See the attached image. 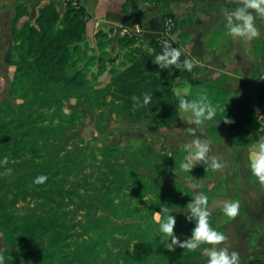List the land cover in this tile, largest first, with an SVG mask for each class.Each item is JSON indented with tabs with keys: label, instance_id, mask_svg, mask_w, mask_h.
I'll list each match as a JSON object with an SVG mask.
<instances>
[{
	"label": "trees",
	"instance_id": "1",
	"mask_svg": "<svg viewBox=\"0 0 264 264\" xmlns=\"http://www.w3.org/2000/svg\"><path fill=\"white\" fill-rule=\"evenodd\" d=\"M88 19L89 14L80 3L72 6L65 2L64 9L60 11L57 2L49 1L39 6L33 20H29L28 4L21 2L14 4V17L11 23L14 72L9 92L15 95L19 94V91H24L25 85L32 87L34 90L32 101L37 107L35 116L39 121V127L43 126L44 121L51 124L40 128L38 133L35 132L36 129L29 130L31 116L28 118L18 116L12 120L15 108L9 102H2L0 153L9 150L28 152L30 149L35 153L44 147L38 146L41 139L62 136V132H58L57 136L54 134L53 129L58 128L59 125H53L55 119L61 121L63 116L61 111L66 103L72 98H79L80 90L86 88L94 78L87 76L85 68H77L74 64L75 56L82 49L81 43L85 41ZM120 41L125 42L127 46H133L130 50L132 56L130 63L123 69L109 71V87L113 88L112 100L120 101L121 111H119L130 121L147 118L169 128L180 115L178 97L194 99V94L180 92L176 81L191 78L195 68L191 72L175 67L159 69L154 63L155 55L162 51L156 40L150 42V52L145 51L134 36H124ZM258 48L260 51L264 50L262 36L254 38L250 44L252 52ZM99 49H102L101 44ZM260 56L258 54L255 57ZM259 78L255 93L258 111L256 112L251 106V98L243 100L236 97L230 102L222 98L219 101L215 121L206 123L210 135L218 132L222 134L227 128L234 146H246L264 139V74ZM144 93L152 94L151 103L134 110L132 97L142 98ZM209 96L214 97L212 94ZM224 115L232 122L224 123L222 120ZM33 124L36 125L35 122ZM180 154L178 149L166 148L158 158L168 170L180 171L182 170ZM134 172L136 169L130 165L114 169L113 175L118 186L123 188L130 184V193H126L118 200L111 198L104 206L110 216L117 221L135 218L137 222L108 228L106 219H89L82 232L75 234V239L70 243L68 242L70 236L63 233L62 222L54 218L17 222L0 201V235L8 246L0 254L4 264H14L8 254L11 248L16 246L19 236L33 240L48 237L49 241L46 248L37 251L40 254L39 260L21 264H89L90 262L96 264V257L100 252L111 254L108 238L112 242L124 243L119 256L117 254L116 264H207V259L201 255L199 249L190 252L174 246L169 250L167 243H160L158 211L161 204L172 209V214L176 216L174 234L180 240L190 236L194 223L186 222L185 218L181 220L174 212L187 208L192 198L188 189L180 184H164L155 178L140 180ZM195 173L200 176L205 175L203 165L196 167ZM199 188L206 196H211L205 188L201 186ZM215 193H226L223 176L218 181ZM222 209L218 208L216 213L224 215ZM232 219L224 215L215 222L213 215L209 217V222L213 228L224 234L223 225ZM118 232L125 236L118 238ZM211 246L202 244L200 248ZM244 264H264V262L252 259Z\"/></svg>",
	"mask_w": 264,
	"mask_h": 264
},
{
	"label": "rangeland",
	"instance_id": "2",
	"mask_svg": "<svg viewBox=\"0 0 264 264\" xmlns=\"http://www.w3.org/2000/svg\"><path fill=\"white\" fill-rule=\"evenodd\" d=\"M7 2L8 0H0V4ZM64 6L63 0L58 4L59 10L62 11ZM30 18L32 17L29 11V20L34 19ZM8 23L7 16H0V104L6 101L15 108L12 120L18 116L21 118L31 116L29 130L36 129L35 132L38 133L40 128L51 123L44 121L43 126L39 127V121L35 116L37 107L32 101L33 88L25 85L24 91H19V94L14 95L9 92L14 72V54L11 27ZM122 31L121 38L133 36L129 30L126 33ZM86 39L81 43L82 49L75 56L74 64L77 68H85L87 76L94 78L86 88L80 90L79 98H72L66 103L61 111L63 113L61 121L55 119L53 125L59 124L57 125L59 129L54 128V134L57 136L58 132H62V136L41 139L38 146L44 147L35 153H32L31 149L28 152L9 150L0 153V159L8 158V164L0 166V201L17 222L54 218L62 222L64 235L70 236L69 243L75 239V234L82 232L89 219H106L108 228L119 224L136 223L135 218L115 220L104 206L109 199L118 200L126 193H130L131 185L127 184L120 188L113 175L114 169L122 166H133L136 169L134 173H137L140 180L155 178L164 184L185 186L192 198L198 192L205 195L199 186L209 191L211 196L207 197L211 198L215 195V189L222 176L225 184H229L231 194H236V182H238L236 172L239 163L247 168V174L253 182H262L250 169V157L253 152L258 151V142L237 148L238 150L235 151L230 142L207 138L206 131L209 128L207 124L197 128L194 137L187 132L188 128L196 127L189 124L192 116L181 110L178 119L169 128L147 118L135 122L127 119L120 112V101L112 100L113 88L109 87V71L123 69L130 63L132 56L130 50L133 46H127L124 42L120 45L114 44L116 47H104L101 52L88 53L89 46ZM255 52L258 54L259 50ZM259 79V77L249 78L248 83L245 84L236 79L234 86L241 85L242 89L246 88L251 94L254 93ZM176 82L177 89L185 93L188 85L181 80ZM34 122L36 125L33 124ZM184 122L187 128L184 127ZM194 138H199L201 142L210 145L209 156L217 160L221 165L220 168H212L210 160L207 163L195 162L190 172L183 168L180 171L168 170L160 163L158 155L166 148L180 150L182 164L192 161L189 146ZM201 165L205 174L203 176L195 173V168ZM5 168H10L11 173L7 174ZM37 171H39L38 175L35 176ZM40 175H46L47 180L43 184H36L34 180ZM174 212L184 220L186 210H174ZM213 215L215 222L220 216H224L216 212L211 213L210 216ZM238 227L247 229L248 226L239 221L235 228ZM260 234L264 235V232L255 228L251 230L249 237H245L252 243L250 245L253 248L257 247ZM117 236L122 238L125 235L118 232ZM47 238L33 240L19 236L16 246L11 248L8 257L14 261V264L34 263L40 258L37 251L47 247L49 242ZM168 242H171L170 239ZM107 243L111 254L100 252L96 257V264H116L117 254L119 256L124 243L112 242L110 238L107 239ZM6 248L8 246L0 235V254ZM261 248L264 251V247Z\"/></svg>",
	"mask_w": 264,
	"mask_h": 264
},
{
	"label": "crops",
	"instance_id": "3",
	"mask_svg": "<svg viewBox=\"0 0 264 264\" xmlns=\"http://www.w3.org/2000/svg\"><path fill=\"white\" fill-rule=\"evenodd\" d=\"M49 1L58 4L62 2L61 0H8L6 4H0V16H7L8 25L11 27L16 2L28 4L32 17L30 19H33L37 15L39 6ZM241 2L242 0H80V4L89 14L85 34L89 46L87 52H101L100 44L102 49L107 46L116 47L114 44H122L121 30L132 32L135 24L141 28L138 44L145 51L150 52V42L161 34L164 17L171 16L175 21L174 41L177 47L184 50L181 61L187 58L198 62L192 77L182 80L188 85L186 92L189 95L194 94L195 99L204 91L213 105L218 108L222 98L228 102L236 97L243 100L251 98V106L257 109L255 93L258 83L255 85L254 93L251 94L246 88L242 89L241 85L234 86L236 79L245 84L248 83L249 78L256 79L264 74V50L260 51L258 48V54L261 56L257 58L255 56L258 54L250 49L254 39L233 38L227 34L225 15L234 12L241 6ZM249 11L255 18L254 23L259 32L257 37H264V15L256 13L253 9ZM206 123L208 124V122L204 124ZM189 124L193 125L192 119ZM184 125L187 128L185 122ZM206 133L210 140H223L233 145L227 128L222 134L218 132L210 135L207 131ZM246 146L233 145L235 151ZM237 168L236 194H231L229 184H225L226 193H215L208 199L210 213L223 208L226 202L235 201L240 204L237 216L223 225L227 242L224 241L217 247L225 243L223 248L239 254L240 264L252 259L264 262V251L261 248L264 247V235L260 234L256 248H253L250 245L252 243L245 238L249 237L251 230L255 228L264 232V182H253L247 174V168L242 167L240 163L237 164ZM223 217L220 216V219ZM239 221L246 224L247 229L235 228ZM202 249L204 248L199 249L201 255Z\"/></svg>",
	"mask_w": 264,
	"mask_h": 264
},
{
	"label": "clouds",
	"instance_id": "4",
	"mask_svg": "<svg viewBox=\"0 0 264 264\" xmlns=\"http://www.w3.org/2000/svg\"><path fill=\"white\" fill-rule=\"evenodd\" d=\"M249 9L255 10L256 13L264 15V0H242L241 6L232 13H226V28L227 34L233 38H242L252 40L259 35V32L254 23V16ZM184 55V50L179 47H172L171 44H165L161 53L155 55L154 63L159 69H169L170 66L183 68L187 72H191L198 62H193L191 59L181 61V56ZM133 109L138 110L146 107L152 101L151 93H144L142 98L139 96L132 97ZM178 107L185 113H190L192 116V124L196 127H190L187 132L194 137L196 136L197 128L205 122H213L217 116L218 106H214L206 92L202 91L195 99H189L184 96L178 97ZM224 123L232 121L224 115ZM221 121V120H220ZM258 151L253 152L250 157V169L260 181L264 182V139H261L257 144ZM189 151L192 161L182 164V168L190 172L195 162L207 163L211 161V167L218 169L221 165L213 157L209 156L210 145L201 142L199 138H194ZM194 161V162H193ZM8 164V158L0 159V166ZM7 174L11 173L10 168H5ZM47 180L46 175H40L35 178L36 184H43ZM240 209L239 202H226L223 205V213L227 217L234 218L237 216ZM185 220L186 222L194 223L191 229V234L188 238L180 240L174 234L176 225V216L172 214V209L164 204L160 205V219L158 222V234L160 243L168 244V249L171 250L174 246H179L188 251H196L202 244L212 245L211 248L202 249V255L206 257L207 264H240L239 254L235 251L229 252L227 248L217 247L224 242L227 237L220 231L210 225L209 217L211 213L208 210V197L203 193H197L187 204ZM170 238V243L168 242ZM0 264H4L3 258L0 257Z\"/></svg>",
	"mask_w": 264,
	"mask_h": 264
},
{
	"label": "built area",
	"instance_id": "5",
	"mask_svg": "<svg viewBox=\"0 0 264 264\" xmlns=\"http://www.w3.org/2000/svg\"><path fill=\"white\" fill-rule=\"evenodd\" d=\"M65 2L70 3L72 6H77L80 3V0H64ZM133 36L138 39L139 34L141 33V28L138 24H135L132 28ZM175 29V21L171 16H166L163 19V28L161 34L157 37L156 41L161 51H163L165 44H171L172 47H177L173 35ZM125 33L127 30H123Z\"/></svg>",
	"mask_w": 264,
	"mask_h": 264
}]
</instances>
